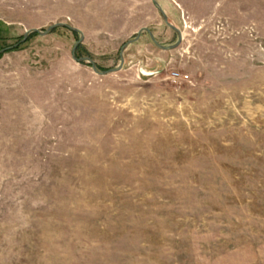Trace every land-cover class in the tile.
Returning a JSON list of instances; mask_svg holds the SVG:
<instances>
[{"label": "rangeland", "instance_id": "rangeland-1", "mask_svg": "<svg viewBox=\"0 0 264 264\" xmlns=\"http://www.w3.org/2000/svg\"><path fill=\"white\" fill-rule=\"evenodd\" d=\"M157 1L181 45L143 33L119 72L65 28L0 58V264H264V0ZM7 19L83 28L101 71L141 29L178 40L152 0H0Z\"/></svg>", "mask_w": 264, "mask_h": 264}, {"label": "water", "instance_id": "water-1", "mask_svg": "<svg viewBox=\"0 0 264 264\" xmlns=\"http://www.w3.org/2000/svg\"><path fill=\"white\" fill-rule=\"evenodd\" d=\"M153 1V4L155 5V7L158 9V11L160 12L165 24H167L170 28H172L178 35V40L175 44L173 45H170V46H163L161 44H159L155 38V36L153 35V33L151 32V30L147 29V28H144V29H141L135 38L129 40L122 48H121V51H120V64L117 68L115 69H111L109 71H101L98 69L97 65L94 63V61L90 58H78L77 57V49L78 47L82 44L83 40H84V34L77 28L75 27H72L68 24H65V23H59V24H55L53 26H51L50 28H48L47 30L45 31H39V30H35V29H32V30H28L24 36H23V39L21 40L20 43L18 44H15L13 46H10L8 48H5L3 50L0 51V54H5L6 52L8 51H11L15 48H17L20 44H23L25 42H27V40L29 39V37L32 35V34H39L41 36H47L49 34H51L55 29H58V28H66V29H69L70 31L72 32H75V33H78L80 35V39L75 43L74 47H73V51H72V54H73V59L79 63H89L91 66H92V69L93 71L98 74V75H101V76H106V75H109L111 73H116V72H119L121 70H123L124 66H125V57H124V53L126 51V49L138 42L141 37H142V34L143 33H147L152 41V43L157 47L159 48L160 50L162 51H171V50H174L176 48H178L182 41H183V33L173 24L170 23L169 21V17L167 16V14L165 13L164 9L162 8V6L159 4V2L157 0H152Z\"/></svg>", "mask_w": 264, "mask_h": 264}, {"label": "crops", "instance_id": "crops-1", "mask_svg": "<svg viewBox=\"0 0 264 264\" xmlns=\"http://www.w3.org/2000/svg\"><path fill=\"white\" fill-rule=\"evenodd\" d=\"M183 2H184V0H178L177 4H180L182 6ZM43 27H44V25L38 24L35 22H31L27 19H20L18 21H13L12 19H7V21H4L3 24H0V31L3 34L9 32V34H11V35L13 34L14 36H16V35L21 36V35L25 34L28 30L35 29V30L41 31V29ZM77 29H79L83 34L85 33V30L83 28L79 27Z\"/></svg>", "mask_w": 264, "mask_h": 264}, {"label": "built area", "instance_id": "built-area-1", "mask_svg": "<svg viewBox=\"0 0 264 264\" xmlns=\"http://www.w3.org/2000/svg\"><path fill=\"white\" fill-rule=\"evenodd\" d=\"M170 78L174 81V82H185L189 79L188 75H182L180 73H172Z\"/></svg>", "mask_w": 264, "mask_h": 264}, {"label": "trees", "instance_id": "trees-1", "mask_svg": "<svg viewBox=\"0 0 264 264\" xmlns=\"http://www.w3.org/2000/svg\"><path fill=\"white\" fill-rule=\"evenodd\" d=\"M74 34H78V33H75V32H73ZM33 35H36V34H32L30 37H29V39L33 36ZM28 39V40H29ZM0 40H1V37H0ZM21 40H22V38H21ZM27 40V41H28ZM20 42V41H19ZM20 47H21V44L17 47V48H15V49H13V50H11V51H16V50H18V49H20ZM8 48V47H7ZM79 48V47H78ZM3 49H5V48H3L2 46H0V51L1 50H3ZM77 51H78V49H77ZM8 52H10V51H8ZM4 54H0V58L3 56Z\"/></svg>", "mask_w": 264, "mask_h": 264}]
</instances>
